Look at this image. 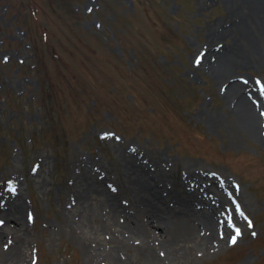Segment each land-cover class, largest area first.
Segmentation results:
<instances>
[{
	"label": "rangeland",
	"instance_id": "obj_1",
	"mask_svg": "<svg viewBox=\"0 0 264 264\" xmlns=\"http://www.w3.org/2000/svg\"><path fill=\"white\" fill-rule=\"evenodd\" d=\"M225 16L216 0H0V220L16 188L29 264H164L155 243L106 228L95 181L128 209L141 206L123 175L131 149L169 160L170 182L195 166L240 191L226 202L239 230L228 244L177 264H264V143L244 135L194 60ZM251 62L237 73L264 97V47Z\"/></svg>",
	"mask_w": 264,
	"mask_h": 264
},
{
	"label": "bare ground",
	"instance_id": "obj_2",
	"mask_svg": "<svg viewBox=\"0 0 264 264\" xmlns=\"http://www.w3.org/2000/svg\"><path fill=\"white\" fill-rule=\"evenodd\" d=\"M216 1L223 4L226 16L211 27L208 40L195 53L194 60H200V68L208 70L220 86L224 101L244 135L264 143L262 91L237 73L250 68L255 51L264 47V0ZM144 158L131 149L123 156L122 165L123 175L133 187L132 194L142 192L141 206L133 200L128 209V205H122L109 190L104 192L95 181L96 190L103 197L101 205H108L106 228L133 241L155 243L153 256L164 264H177L182 253L208 252L227 245L230 237L237 233V223L226 202L229 196L237 197L240 193L229 178L187 166L180 175L181 181L170 182L176 172L170 171L169 160L160 155H155V159ZM90 176L88 189L94 186ZM175 187L182 192H177ZM87 190H76V211L82 217L80 227L86 237L93 231L86 224L90 215ZM11 193L16 202L1 218L4 223L0 225V264H29L24 245L27 224L21 194L16 188ZM95 229L103 227L99 223ZM110 262L124 263L116 256Z\"/></svg>",
	"mask_w": 264,
	"mask_h": 264
},
{
	"label": "snow or ice",
	"instance_id": "obj_3",
	"mask_svg": "<svg viewBox=\"0 0 264 264\" xmlns=\"http://www.w3.org/2000/svg\"><path fill=\"white\" fill-rule=\"evenodd\" d=\"M196 63L199 64L200 63V60H197ZM3 223L4 222L2 220H0V224H3ZM237 231H239V230H237ZM233 243H235V241H233Z\"/></svg>",
	"mask_w": 264,
	"mask_h": 264
}]
</instances>
